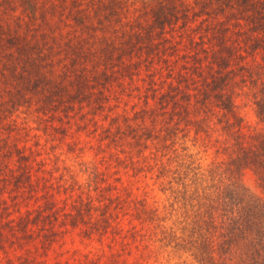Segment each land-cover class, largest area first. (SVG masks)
Masks as SVG:
<instances>
[{
    "label": "trees",
    "instance_id": "16d2710c",
    "mask_svg": "<svg viewBox=\"0 0 264 264\" xmlns=\"http://www.w3.org/2000/svg\"><path fill=\"white\" fill-rule=\"evenodd\" d=\"M259 51L264 59V0H0V96H9L0 121L33 94L41 106L67 112L86 101L96 111L110 83L145 67L153 89L132 117L137 126L116 137H129L128 159L114 158L133 176L149 175L166 204L127 201L141 227L132 223L125 236L153 238L196 264H264V200L242 179L249 169L264 190V63H243ZM163 71L172 77L160 91L153 80ZM238 96L252 104L255 125L244 128ZM102 131L100 140H115ZM100 175L89 171L86 197L80 191L73 203L71 223L88 215L87 235L104 231L123 201L97 193ZM90 189L100 202L94 221Z\"/></svg>",
    "mask_w": 264,
    "mask_h": 264
},
{
    "label": "rangeland",
    "instance_id": "374dc122",
    "mask_svg": "<svg viewBox=\"0 0 264 264\" xmlns=\"http://www.w3.org/2000/svg\"><path fill=\"white\" fill-rule=\"evenodd\" d=\"M181 41L180 49L187 40ZM255 58L243 63H264L261 51ZM54 66L53 73H57L59 65ZM148 73L142 67L132 77L124 75L114 80L107 87L108 98L96 111L86 101L72 103L67 112L60 106H41L37 94L31 95L28 105L6 108L10 110L0 121V264H196L186 252L159 247L153 238L125 236L132 223L141 227L132 217V203L127 201L146 197L160 209L166 204L165 195L149 175L133 176L129 164L117 165L114 158L116 153L129 157L133 146L127 141L129 137H116L119 129L126 132L139 123L140 119L132 117L143 106L145 91L151 93L153 89L152 85V89L147 87L151 79ZM168 77L172 76L155 72L153 84L157 90L169 88ZM8 97L4 92L0 96L4 105ZM244 101L241 96L236 98L246 128L257 120L252 104ZM107 127L115 140L111 136L99 139ZM201 154L204 161L214 155L212 148ZM94 167L101 171L97 193L104 194V199L118 194L123 201L115 209L110 207L117 218L112 217L104 231L92 230L87 235L84 229L88 228V215L84 220L77 218L76 224L71 220L74 200L80 191L86 197L88 173ZM242 179L264 200V190L251 170H245ZM73 180L76 188L70 191L64 186ZM90 190L94 194L90 219L94 221L100 217V202L96 191ZM38 215L36 222H31ZM117 225L123 229H116Z\"/></svg>",
    "mask_w": 264,
    "mask_h": 264
}]
</instances>
